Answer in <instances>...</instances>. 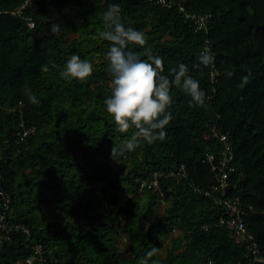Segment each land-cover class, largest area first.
<instances>
[{
    "label": "trees",
    "instance_id": "16d2710c",
    "mask_svg": "<svg viewBox=\"0 0 264 264\" xmlns=\"http://www.w3.org/2000/svg\"><path fill=\"white\" fill-rule=\"evenodd\" d=\"M24 1L0 0V188L7 223L28 232H8L0 264L245 263V244L220 222L224 197L252 205L245 222L264 255V0H28L11 12ZM110 4L146 35L129 50L162 57L164 75L185 64L205 93L190 106L173 85L165 138L133 150L124 145L136 129L120 132L104 105L110 44L99 33ZM206 48L208 66L198 61ZM72 55L92 63L87 80L60 77ZM26 126L33 131L21 136ZM221 133L234 168L228 186L214 189L206 156L224 148ZM153 247L158 254L146 257Z\"/></svg>",
    "mask_w": 264,
    "mask_h": 264
},
{
    "label": "clouds",
    "instance_id": "9594fccd",
    "mask_svg": "<svg viewBox=\"0 0 264 264\" xmlns=\"http://www.w3.org/2000/svg\"><path fill=\"white\" fill-rule=\"evenodd\" d=\"M120 7L110 4L103 13L104 30L99 33L100 38L109 42L110 46L105 54L108 62V72L111 75L110 95L104 100L106 112L112 117L120 132H127L135 128L133 136L125 143L124 148L133 150L138 141L152 143L165 138V126L172 120L170 112L166 111L172 104L170 89L174 85L191 97L190 106L203 105L205 93L200 89L199 81L189 75L188 67L179 64L164 72L163 58L152 55L147 50V60L142 59L129 45L145 46L147 43L144 32L131 26L125 27L121 21ZM53 33L59 34L60 26H51ZM199 64L208 66L214 62V56L209 48L203 50L198 56ZM198 66V65H197ZM47 72L48 67L42 66ZM93 65L89 60L78 55H72L59 72L63 79L85 81L92 75ZM233 71H227L231 77ZM171 76V79L169 78ZM248 82V76L241 78V87ZM29 102L38 104L39 101L30 89H25ZM116 149L112 148V156ZM159 248L153 247L146 253L150 258L158 254ZM140 264H148V259L142 258ZM159 264V261H152Z\"/></svg>",
    "mask_w": 264,
    "mask_h": 264
},
{
    "label": "built area",
    "instance_id": "2783aa9c",
    "mask_svg": "<svg viewBox=\"0 0 264 264\" xmlns=\"http://www.w3.org/2000/svg\"><path fill=\"white\" fill-rule=\"evenodd\" d=\"M161 4H167L166 0H158ZM28 0H25L22 4L14 7L12 13H21L24 9ZM29 25H33V20L27 18ZM202 19V17H201ZM201 23V22H200ZM33 131L32 126H26L23 128L22 132H19L21 136L25 135L27 132ZM220 139L224 143V148L220 151L219 155L215 153H208L206 159L211 163V169L215 178L214 183L211 185L214 189L224 188L228 186L227 176L228 171L233 169L231 166L230 160L233 157L230 143L228 142L227 134L221 133ZM179 173V171L177 172ZM184 174V172H183ZM152 184H157L156 177L151 181ZM208 193V191H204ZM0 195L2 196V203L0 206V247L2 246L3 240L6 237H9L8 232L11 229H20L23 228L28 232V229L23 225L19 224H9L6 221V209L8 208L9 195L2 188H0ZM224 205V213L220 217V222L225 223L232 230V235L236 242H242L245 244L244 258L245 263L242 260L239 261V264H248L250 261L262 262L264 264V255L262 254L258 242L255 240L252 232L247 228L245 222V216L247 215V208L253 209L252 205H247V208L244 207L238 197H224L220 199ZM35 254H38L40 258H43L41 246L38 244L34 249ZM33 259V256L27 257L26 262L30 263Z\"/></svg>",
    "mask_w": 264,
    "mask_h": 264
},
{
    "label": "rangeland",
    "instance_id": "374dc122",
    "mask_svg": "<svg viewBox=\"0 0 264 264\" xmlns=\"http://www.w3.org/2000/svg\"><path fill=\"white\" fill-rule=\"evenodd\" d=\"M159 208H160V206H159ZM166 240H168V238H166ZM123 245H125V241H124Z\"/></svg>",
    "mask_w": 264,
    "mask_h": 264
}]
</instances>
